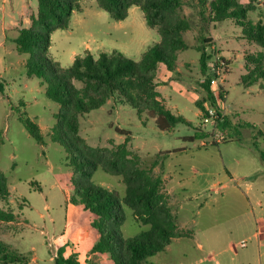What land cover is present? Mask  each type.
<instances>
[{
	"label": "rangeland",
	"instance_id": "rangeland-1",
	"mask_svg": "<svg viewBox=\"0 0 264 264\" xmlns=\"http://www.w3.org/2000/svg\"><path fill=\"white\" fill-rule=\"evenodd\" d=\"M239 1L243 6L253 5L247 14L249 21L264 22L263 4L259 5L257 0ZM80 8L73 10L68 27L57 29L51 37L50 55L63 67L72 65L73 53L82 54L89 48L95 54L117 51L140 61L144 53L161 40L157 29L147 25L139 7H132L128 17L121 21L114 20L94 0L80 2ZM186 13L190 14L191 10L186 8ZM203 27L197 19L193 20L191 30L184 34L189 49L179 52L173 70L160 64L157 77L158 82H167L162 84L165 88H160L166 106L173 113L186 117L190 126H178L171 133L161 132L147 113L139 115L131 106L114 100L80 119V134L87 145L112 150L126 144L131 157H137L142 168L153 177L161 178L160 192L164 201L171 202L168 192L172 189L179 203L191 209V213H175L177 224L181 225L187 216L194 218L198 222L195 231L201 239L212 230L224 236L233 232L236 224L246 218H235L242 211L250 210L253 217L260 212L253 199V204H249L247 197L241 201L244 210L238 211L230 200L229 191L223 187L211 190L214 178L219 173L232 172L236 167L235 158L250 152L249 147L253 148L250 157L254 156L250 158L251 170L259 167L264 170L261 159L264 154V81L249 88L241 85L245 56L264 54V47L248 39L234 21L210 24L209 33ZM201 37L214 38V46L208 48V53L225 60V69L218 78L219 85L225 89V106L220 110L232 126L234 123L248 125L249 131L234 126L230 132L234 135L238 131L240 140L233 136L232 141L213 145L210 137L203 146V140L192 143L184 139L194 135L196 129L215 133V123H204L196 106L201 98L197 84L204 77L200 67ZM23 57L26 59L25 55ZM18 61L14 54L0 50V172L6 175L10 191L8 199L0 198V208L16 216L11 223L0 221V240L15 237L14 245L21 253L33 250L41 259L48 257L53 248L66 245L69 248L74 243L82 259L100 233L92 226L95 216L77 202L76 180L72 168L67 165L65 148L51 138L56 124L54 114L60 106L46 97V85L42 80L29 78L26 65ZM170 77L172 84L167 81ZM22 114L38 122L44 134L43 144L36 142L21 123ZM249 137L258 139L257 144L246 140ZM93 182L117 192L121 199L126 194L122 178L101 168L95 172ZM263 187L264 179H256L251 196L257 197ZM210 196L213 198L208 199ZM173 207L180 210L178 206ZM124 210L126 220L121 229L122 237L142 236L149 226L139 223L130 208L124 206ZM209 210H217L216 215H209ZM172 247L168 257L174 259L180 257L183 250L197 253L193 239L175 242Z\"/></svg>",
	"mask_w": 264,
	"mask_h": 264
},
{
	"label": "trees",
	"instance_id": "trees-1",
	"mask_svg": "<svg viewBox=\"0 0 264 264\" xmlns=\"http://www.w3.org/2000/svg\"><path fill=\"white\" fill-rule=\"evenodd\" d=\"M82 1L38 0V14L33 17L32 26L19 31L14 44L26 56L27 76L42 80L46 85V97L60 106L54 114L56 124L51 138L68 154L67 165L72 168L76 180L77 202L95 216L92 226L99 231L100 238L93 246L92 254H108L113 264H145L149 258L166 251L174 239L190 236L178 230L176 215L160 192L161 178L153 177L142 168L137 157H131L126 144L112 150L87 145L80 134V119L114 100L131 106L139 115L147 113L161 132L171 133L178 126H190L191 122L172 113L159 99L156 81L159 65L164 64L168 70L176 67L179 52L189 49L184 34L191 30L194 19L205 26L203 28L208 33L210 24L234 21L248 39L261 47H264V22L255 24L249 21L247 14L254 7L252 4L243 6L239 0H94L116 21L125 20L132 7H139L147 25L157 29L161 40L148 49L140 61L117 51L102 52L96 57L87 49L75 57L71 66L63 67L50 55L51 37L57 29L68 27L73 10H81ZM186 8L191 10L190 14L186 13ZM201 39L200 67L202 75L207 78L201 84L204 93L196 106L204 119L207 115L205 102L210 100L216 107L210 90L212 76H208V64L214 59L208 48L214 46V40L211 37ZM221 61L225 62L223 58ZM244 61L245 74L241 77V85L249 88L264 81V54L247 55ZM219 89L224 99L225 89L222 85ZM20 121L31 137L43 144L44 135L37 121L26 114L21 115ZM229 124L225 115L217 129L228 133ZM212 136V132L196 129L194 135L184 139L193 143ZM1 143L0 136V146ZM262 156L264 158V154ZM99 168L122 178L126 186L122 199L117 192L93 182ZM9 197L8 179L0 172V198L6 200ZM124 206L132 210L139 223L149 226L142 236L122 237L121 229L126 220ZM15 219L14 213L0 208V221L11 223ZM29 259L0 240V264H26ZM54 264L81 263L76 254L66 257L62 247L57 251ZM85 264L93 262L89 260Z\"/></svg>",
	"mask_w": 264,
	"mask_h": 264
},
{
	"label": "crops",
	"instance_id": "crops-1",
	"mask_svg": "<svg viewBox=\"0 0 264 264\" xmlns=\"http://www.w3.org/2000/svg\"><path fill=\"white\" fill-rule=\"evenodd\" d=\"M37 14L38 5L36 4V0H0V50L4 51L5 54H14L19 59L18 62H22L25 65L26 59L23 57L24 55L17 50L14 40L18 37L19 31L23 29H29L32 26L33 17L37 16ZM88 50H90L96 57L102 53L100 52L99 54H95L90 48ZM77 55L79 54H72V63L74 62V59ZM166 69L168 70L167 67ZM203 78L199 80L200 83ZM167 81L168 83L172 84V77L168 78ZM157 83L159 84L157 88L160 94L159 99L166 106L165 99L162 97L160 88H165L166 85L162 84H166L167 82L161 83L157 81ZM200 83L197 84V91L202 96L204 93V88ZM199 115H201V112ZM234 126L249 131L247 124L244 126L242 124L239 125L234 123ZM234 126L231 124L229 125L228 134L230 136H236L235 139L240 140L241 137L239 136L238 131L234 135L230 134ZM262 137L264 141V135ZM258 138L261 139V136ZM233 139L234 137L230 141ZM246 140H253V142H256V144L258 142V139L253 137H249ZM252 149L253 148L249 147L250 152L253 151ZM250 152H246L242 155L239 154L235 158L236 167H234V170L232 171L233 173L229 171H225V173H219L212 182L211 190H215L218 187H223L226 191H229L231 193L230 200L238 207V211L244 210L241 201L247 197L249 199V204H253L254 202L256 206H259V215H257V217H253L250 210L242 211V213L236 215L235 218H246H244L245 220H240L236 224L233 232L224 236V234H220L219 231L212 230L207 232L203 239L198 238L196 234L197 232L195 231V228L198 226V222L194 218H188L186 215L187 217L184 219L186 221L181 222V225H178V228L184 231V233L188 234L190 237L174 239L167 247L166 251L149 258L145 264H264V204L262 203V199H264V187L259 189L257 197L251 196L255 180L264 179V170H262L261 167L256 168V171L251 170L252 166L250 158H254V156L251 154L250 157ZM261 159L264 161L262 155ZM240 179L243 180L241 181ZM168 194L170 197H172V200L169 204L173 208L174 214L191 213V209L187 208L185 205H181L182 203H179L172 189H169ZM209 198L213 197L210 196L208 199ZM173 206H178L180 210L176 211ZM216 212L217 210H209L208 214L214 217ZM99 238H96L93 241L94 243L90 247V250L83 254L82 259L79 258L80 254L76 252L77 248L74 243H72L69 248H67V245L65 247L61 246L59 248H65L66 257L76 254L81 264H85L89 260H92L93 264H113V261L108 254H92V248L98 242ZM183 239H193L197 253H193L190 249H188L181 251L182 255L176 259H174L173 256L168 257L169 253L173 251L172 246L174 243H179ZM6 240L7 239H5V242L7 244L11 245L14 250L21 253V251L14 245L15 237L13 239H8V241ZM59 248H53V250H50V255L48 257H44L43 259L38 257L33 250L21 254L29 256V262L26 264H54V260Z\"/></svg>",
	"mask_w": 264,
	"mask_h": 264
},
{
	"label": "built area",
	"instance_id": "built-area-1",
	"mask_svg": "<svg viewBox=\"0 0 264 264\" xmlns=\"http://www.w3.org/2000/svg\"><path fill=\"white\" fill-rule=\"evenodd\" d=\"M259 5L264 4V0H257ZM223 61H221L220 56H215V58L209 62L208 67H209V72L208 76H212V82L210 86V90L214 95L215 101H216V107H214L211 104V101L205 102L204 106L206 108L207 115L203 119L204 123H210L214 122L215 123V133L212 132L213 136V142L219 144V143H224L230 140L229 135L226 132L220 131L218 128V123L224 121V116L226 115L225 113H222L220 108L224 109L225 103L223 101V98L221 97V91L219 89V82L218 78L221 75L222 72V67H223ZM207 76L204 77L201 80V83H204L206 80ZM218 110H220V114L218 113ZM203 146L207 145L205 140H203ZM215 192V191H214ZM219 192V191H217Z\"/></svg>",
	"mask_w": 264,
	"mask_h": 264
}]
</instances>
